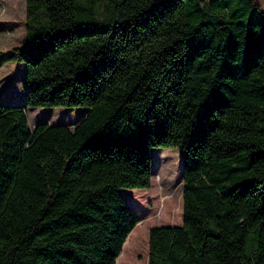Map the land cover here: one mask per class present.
Here are the masks:
<instances>
[{
	"label": "trees",
	"instance_id": "trees-1",
	"mask_svg": "<svg viewBox=\"0 0 264 264\" xmlns=\"http://www.w3.org/2000/svg\"><path fill=\"white\" fill-rule=\"evenodd\" d=\"M26 19L5 61L24 102H0V264H122L145 220L120 190L151 187L154 147L181 151L183 222L150 229L148 264H264L258 1L26 0ZM37 107L86 115L31 131Z\"/></svg>",
	"mask_w": 264,
	"mask_h": 264
},
{
	"label": "rangeland",
	"instance_id": "rangeland-1",
	"mask_svg": "<svg viewBox=\"0 0 264 264\" xmlns=\"http://www.w3.org/2000/svg\"><path fill=\"white\" fill-rule=\"evenodd\" d=\"M264 9V0H257ZM26 0H0V102H24V64L7 62V55L23 44L26 34ZM84 107H37L27 109L29 127L65 124L71 129L86 115ZM183 161L178 148L152 149V184L149 189H121V194L145 223L129 241L122 264L149 263V231L156 226H179L183 222ZM160 182V183H159ZM173 196L171 199L167 197ZM173 201V203H172ZM172 203V204H171ZM171 205V206H170ZM176 208L169 212L168 207ZM136 228V227H135Z\"/></svg>",
	"mask_w": 264,
	"mask_h": 264
},
{
	"label": "bare ground",
	"instance_id": "bare-ground-1",
	"mask_svg": "<svg viewBox=\"0 0 264 264\" xmlns=\"http://www.w3.org/2000/svg\"><path fill=\"white\" fill-rule=\"evenodd\" d=\"M160 183V182H159Z\"/></svg>",
	"mask_w": 264,
	"mask_h": 264
}]
</instances>
